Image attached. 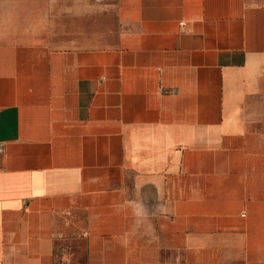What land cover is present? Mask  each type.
<instances>
[{"label":"crops","instance_id":"1","mask_svg":"<svg viewBox=\"0 0 264 264\" xmlns=\"http://www.w3.org/2000/svg\"><path fill=\"white\" fill-rule=\"evenodd\" d=\"M0 264H264V0H0Z\"/></svg>","mask_w":264,"mask_h":264},{"label":"rangeland","instance_id":"2","mask_svg":"<svg viewBox=\"0 0 264 264\" xmlns=\"http://www.w3.org/2000/svg\"><path fill=\"white\" fill-rule=\"evenodd\" d=\"M18 18H16L15 16V20H14V27H15V31H14V36H13V39L14 40H17V41H21V36H20V33L21 31L20 30H17V28L21 25L19 22H17ZM19 21V20H18Z\"/></svg>","mask_w":264,"mask_h":264}]
</instances>
